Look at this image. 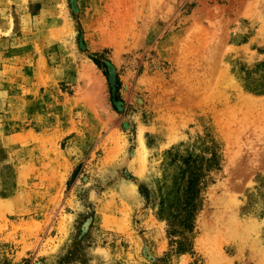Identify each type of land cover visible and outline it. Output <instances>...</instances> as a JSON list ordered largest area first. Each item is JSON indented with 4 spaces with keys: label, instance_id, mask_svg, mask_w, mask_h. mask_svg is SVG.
Returning <instances> with one entry per match:
<instances>
[{
    "label": "rangeland",
    "instance_id": "obj_1",
    "mask_svg": "<svg viewBox=\"0 0 264 264\" xmlns=\"http://www.w3.org/2000/svg\"><path fill=\"white\" fill-rule=\"evenodd\" d=\"M0 264H264V0H0Z\"/></svg>",
    "mask_w": 264,
    "mask_h": 264
},
{
    "label": "trees",
    "instance_id": "obj_2",
    "mask_svg": "<svg viewBox=\"0 0 264 264\" xmlns=\"http://www.w3.org/2000/svg\"><path fill=\"white\" fill-rule=\"evenodd\" d=\"M94 63L102 69L106 67L102 64L101 60L94 58ZM191 180L189 181L188 189L185 193L184 202L179 207V215L174 217L172 229L174 235H179L181 240L178 242V252H188L189 239L188 233H191L194 226V219L199 210L200 200V183L199 176L196 171L191 168Z\"/></svg>",
    "mask_w": 264,
    "mask_h": 264
},
{
    "label": "bare ground",
    "instance_id": "obj_3",
    "mask_svg": "<svg viewBox=\"0 0 264 264\" xmlns=\"http://www.w3.org/2000/svg\"><path fill=\"white\" fill-rule=\"evenodd\" d=\"M91 68V67H90ZM92 72V71H91ZM88 73H90V72H88Z\"/></svg>",
    "mask_w": 264,
    "mask_h": 264
}]
</instances>
